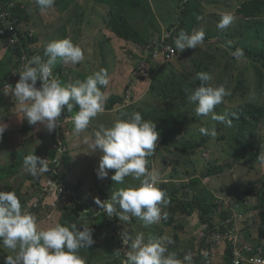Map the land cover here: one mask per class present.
Instances as JSON below:
<instances>
[{
  "label": "clouds",
  "instance_id": "9594fccd",
  "mask_svg": "<svg viewBox=\"0 0 264 264\" xmlns=\"http://www.w3.org/2000/svg\"><path fill=\"white\" fill-rule=\"evenodd\" d=\"M196 1L201 4V11L203 12L202 17H197L198 20H202L203 17L210 14L213 18L219 19L217 22L218 31H230L235 28L239 20L246 17L240 13L241 10H245L246 6L253 1L264 0H238L239 6L235 18L230 14L234 9H223L224 4L223 6L216 5L214 8H210L203 3L207 0ZM220 1L213 0V3ZM18 2L16 0H8L5 3L0 1V18L3 21V25L0 27V35L8 43V45H3V49L0 51L5 55H8L7 51L10 52V46L19 45L21 39L20 29L31 34L37 30V27L30 29L31 23L21 22V24H16L13 21L11 9ZM35 2L41 11H46L52 8L55 0H35ZM102 8L106 12L109 9L105 5H102ZM179 14L180 11L175 12L173 23L176 25L168 29L169 35L161 40V56L158 49V53L154 56L134 60L133 63L136 67L130 68L134 76L129 81V84L133 82V87L138 81V83H142L150 80L153 86L149 87V98L159 104L160 111L168 109L176 112L178 106H181L187 114V122L178 131L174 132V135L190 128L189 138L183 137L184 139L193 141L208 140L206 145L190 150V160L181 161L178 170L174 168L177 165L175 161L178 162L181 157L175 154L174 147L166 150L165 147H161V144H157L159 136L165 137L167 140L164 131L157 128L162 122L166 121V116L161 122L154 123L145 120L144 115L139 111L140 108H143V102L150 101V99L141 97L140 106H137L134 104L138 99L134 96L132 90L128 89L119 95H111V87H107L102 92L101 87L109 84L108 72L103 68L88 76L83 82L71 80L70 85L65 86L62 84L58 79L59 74L53 71L58 61L65 64H78L84 58L82 49L78 45H74L71 40H54L42 44L41 47L38 46L40 43L38 41L32 46L34 51L22 54L20 59L23 63L20 66L15 67L13 70L9 68L10 72L8 73H11L12 77L3 88L4 94H11L16 98L17 109L22 113L20 119H26L29 125L39 123L49 133H53V140L50 143L51 148L57 149L59 153L64 152L62 144L65 141H72V138L75 137L74 134L85 133L87 132L85 129L96 125L97 122H90L92 118L99 116L102 119L101 116H103L104 122H102V125L106 123L109 127H100L98 131L90 133V136L84 138V143L94 153L98 152L95 159L96 168L99 161L96 170L97 178H108L110 170L114 173L111 176L112 181L117 183L127 181L128 187L115 192L110 188L105 196L103 193H99L98 189L91 187L90 190L93 192L92 196L94 197L91 201L88 197L90 194L83 190L81 195L77 189L71 188L68 183L69 177H64L63 173L57 171L58 177L56 179L46 177L48 178L46 188L52 192L55 200L58 201L62 197L60 201L63 204V213L56 209L54 216L61 214L59 221L53 226L46 227L45 230H38L34 215L22 211L20 200L15 192L0 191V251L12 250L16 253L15 256H7L5 264H87V256L91 251L95 249L94 252L98 255L101 248L97 245L91 246L94 243H101L100 241L104 238L100 237L97 231L95 232L97 234L94 233L97 239L95 242L93 239L94 230L91 227L85 225L84 222L76 223L71 216L67 215L66 206L73 208L71 201L81 205L78 211L79 218L88 221L105 219L104 229L108 228V231L103 230L101 235L104 237L109 235V239L104 241L106 244L103 246L101 254L104 250L113 251L119 258L118 262L121 260L122 264H126V261L127 264H184V262L192 264V262L196 263L198 258H200V264H264V246H255L250 243L241 232L242 225L252 218L249 212L250 203L257 201L248 194L245 196L232 191L227 185L222 190H224V194L228 195V198L232 197L235 200L234 206L238 209L245 204L248 206L246 210L241 211H238V209H225L226 200L224 196L219 195L222 198L219 201L211 188L209 180L213 175L205 176L206 169H201L198 163L200 160H204L209 165L208 168L221 166L213 165L210 159V156L217 154L215 149L219 145L215 144L214 138L218 131H216V126H211L207 120L208 115L212 114L211 118L216 123L222 126L223 124L231 126V118L227 115L214 113L215 106L221 104L223 98L230 93L223 85L215 87L209 85L208 82L212 77L208 73H198L201 84L196 88L194 87L191 93L188 92L190 95L187 100L190 103L186 101L189 105L186 108L184 107L185 102H181L180 96L171 93L170 90L164 92L156 85L157 80L165 79L162 76L166 67L162 63L166 57L171 61L170 57L174 54V50H179V53L182 54L181 52H186L189 48L196 49L198 45L203 47L214 39L204 40L205 33L203 30H193L189 34L185 32V28L177 36L175 30L180 23H184L182 14ZM142 26H144L143 22ZM167 38L169 41L166 42ZM171 38L174 40V46L171 44ZM11 55L10 52L8 56ZM232 55L239 59L244 57V51L243 49H236ZM119 88H121L120 82L114 84L113 90ZM115 97L119 98L110 106L111 99ZM263 100L264 95L258 101L262 102ZM120 102H122V105L131 103L130 111L135 112L130 116L126 114L127 112L118 114L120 107L118 103ZM74 105L79 107V111L73 117L60 121L62 109L66 106L67 111L71 112ZM98 113L99 115H97ZM115 114H118V118L114 117ZM5 129L6 125H0V140L3 138ZM89 130L93 131L92 129ZM171 131L169 125L168 133H171ZM176 148L178 149V147ZM193 153L200 155L191 157ZM158 155L163 158L161 160L162 166L160 161H157ZM152 156H156L153 166L150 165V157ZM261 162L264 163V158H261ZM23 164L25 170L36 177L49 171L50 161L49 157L40 158L31 154L24 158ZM235 176L237 177V175ZM131 177L139 180V185L129 186ZM192 180H200L202 187L213 193L214 199L219 201V210L233 213L232 217L226 219L221 218V216L218 218L219 214L217 213L212 230H209L208 224L202 223L205 226L201 231L204 245L201 251L190 249L189 253L183 257L182 262L174 253H168L167 245L173 243L170 237L149 238L145 241L152 233H144L145 236L139 233L135 236L130 231L126 235L124 231L120 230L126 222H136V225L139 224L150 232L160 226H168L170 218L162 210L169 203L167 189H181ZM207 182L209 183L206 184ZM259 188L255 186V191ZM237 195L244 197V201L240 205ZM192 199L191 194L186 201ZM196 211L190 215H198L201 222L200 213H196ZM245 212L247 213L246 216H244ZM68 216L75 224L65 226L66 221L62 218L65 219ZM258 219L264 225L263 219L260 217ZM118 220L124 222L119 224ZM81 226L82 230L78 228ZM1 241L4 249L1 248ZM81 248H87L86 253L81 251ZM219 251L220 253H218ZM259 259L262 261L258 262Z\"/></svg>",
  "mask_w": 264,
  "mask_h": 264
},
{
  "label": "trees",
  "instance_id": "16d2710c",
  "mask_svg": "<svg viewBox=\"0 0 264 264\" xmlns=\"http://www.w3.org/2000/svg\"><path fill=\"white\" fill-rule=\"evenodd\" d=\"M0 1L5 3L8 0ZM71 1L72 0H55L51 8L54 10V14H47V16L41 17L42 22L49 24L48 27H37L36 32L33 34L20 29L21 39L18 46H10L9 51L12 54L11 56H8L10 54L8 51V55L2 54L0 51V86H4V84L8 82V75L10 74L8 72H10V69L13 70L23 63L20 59L22 54L24 52L34 51L32 49L33 44L38 41L49 43L54 40L69 39L67 16L70 14L63 12L66 10L71 12ZM171 1L174 5L172 7L173 9L169 8L167 0L165 2L161 0H95L98 10H104L102 5L108 6L109 8L105 21L101 20L100 22L91 19L93 10L92 7L90 8L89 3L85 4L81 13H79V11L71 12V15L77 16L78 21L81 23L78 27L76 24L74 25V35L71 41L74 45H78L82 49L84 58L77 64L78 67H70L80 68V70L75 72L79 81H85L88 76L93 75L103 68L108 72L109 84L101 87V91L103 92L104 88L111 87L117 78V72L114 69L115 67H111L108 57H111L113 61H124L123 56L128 52V49H124L126 46L132 45L131 52L133 53L139 51L137 52L139 58L156 55L158 49L159 51H161V49L159 41H154V36L157 34L156 28L160 30L161 27H156L154 29L152 26L158 21L162 26L160 20H163L164 25H167V27H169L170 24L174 25L175 12L178 13L180 11L184 22L179 24L178 28L175 30V34L178 36L183 28H185V32L191 34L192 31L195 30L194 23L199 21L197 17H202L203 15L201 4L196 0ZM22 3L23 1L18 2V4L11 9L13 21L16 24H21V22L27 19V22L31 23L33 21L34 25H36V21L40 17L33 20L32 15L27 13L29 4L21 8L20 6ZM37 8L41 10L38 5ZM240 13L246 17L239 20L234 29L213 33L208 29V31L205 32L204 40L215 37L224 42L220 44L209 43L207 49H200V45H198L196 49H187L192 54L189 62L185 61V64H183V80L178 77L173 79L172 75L177 72V68L169 63L162 76L165 77V79L157 80L156 85L164 92L170 90L171 93L180 96L181 102L184 103L189 99L190 93L188 92L196 85L197 80H199V78L197 79L198 73L206 72L212 77L208 82L209 85L214 87L223 85L230 93L223 98L221 104L215 106L214 113L227 115L231 118V126L225 124L222 126L216 123V121H213L211 118L212 114L208 115L207 121L211 126H216V131H218V133L224 129L232 130L231 137L228 134L218 135L217 133L214 138L215 144L219 145L222 140H227L228 146L225 147V151H227L233 161L238 164L231 165L232 167H237L239 172L237 177H235L237 178L235 179V187L238 189L237 192L245 196L248 194L257 201L250 203L249 212L251 217L256 215L264 221V163L261 162V158H264V139L259 132L260 122L263 121L264 123V100L262 102L258 101L264 95V22L259 20V16L264 13V1H253L246 6L245 10H241ZM136 14L140 16L139 22H134L132 20ZM99 16L101 15L99 14ZM141 22H143L144 26L139 25ZM256 22L262 23L263 29L258 27ZM2 25L3 21L2 18H0V27H2ZM85 25H88L89 28L94 25V28L97 30H101L104 26V29L100 31V35L91 43L89 39L83 41L76 40L84 30ZM167 41H169L168 38L166 39V42ZM170 41H172L171 44L174 46V40L171 38ZM97 44L100 46L99 53H101V55L98 54L96 48ZM3 45H8V43L6 39L0 35V50L3 49ZM137 45L143 49H140ZM236 49H243L244 57L239 59L235 58L232 53ZM121 50L123 52H121ZM178 61H180V56ZM70 68L67 64L59 61L55 68H53L54 73L57 72L59 74L58 79L65 86L71 84L70 81L67 83ZM118 98L119 97H115L111 99L110 106ZM234 98L238 99V105L222 109V106L225 107L228 101H232ZM7 102L8 99H6L4 91H0V116H2L3 111H5V118L11 116L19 118L20 122L23 124L21 127L22 131H27L30 128L32 131L38 126L39 123H37L35 127L29 125L26 119H20L22 117V113L20 112H9L7 110L9 108ZM142 107L143 108H140L139 111L144 115V119L154 123L161 122L165 118L166 111L168 110L165 109L160 111L159 104L156 101H151V99L150 101H144ZM78 111L79 107L77 105H74L71 112H68L65 106V108L62 109V115L59 120L63 121L66 118H71ZM176 113H180V118L182 119V122L180 121L178 124L180 129L186 124L187 117L186 115L183 117L185 112L181 106H178ZM97 115H99V113ZM169 115L172 116L173 114L169 113ZM0 120L3 119L0 118ZM2 122L3 123H0V125L4 124L7 128L8 124L6 119ZM89 129H92L93 133L96 131L92 127H88L85 129L87 130V134L89 133ZM8 136V131L5 129L3 138L0 140V156L5 158L9 156L11 162L0 165V191H13L17 194L22 206V211L31 213L36 217L38 230L46 229V227H43V222L44 220H51L56 209L63 213V204L62 201H60L62 197H60L58 201L55 200L52 192L48 191L46 188V180L48 179L46 177H53L56 179L58 177L56 173L60 171L64 174V177H69L68 183L71 188L77 189L82 195V188H85L84 184H86L84 175L79 174L75 176L74 173L78 156L81 157L79 160L84 161L82 170H85L88 175L90 173L87 171L90 170L91 174H93V189H98L99 193H103L104 196L106 192L110 190L108 181L97 178V168L95 166L97 153H94L84 142L80 145L79 151H73L74 143L72 141H65L62 144L64 152L59 153L57 149L51 148L50 143L53 140V133H49L47 130H41L37 138L28 137L26 145L24 146L23 143V145L18 148L19 150L15 151L7 147L8 144L11 145V143H8ZM207 141V139L193 141L181 137L176 143L179 144V150L182 153L189 155L190 150H194L201 145H206ZM23 148H25L24 154L22 153ZM88 150L90 151V155L86 157L88 159L86 160L85 155H88V153L85 152ZM31 154L40 158L49 157L50 164L47 173L40 174L36 177H33L30 173L25 171V177L31 180L32 186V191H28L25 198L20 193L22 184L17 185L15 180V176L19 173L16 166L23 163L24 158ZM73 156L75 160H73ZM70 159L72 160L71 162ZM69 163L73 164V168H70ZM239 167H241V169H239ZM224 168L223 165L219 167H210L206 169L205 176L217 175L223 172ZM70 176L75 177L71 178ZM139 183V180L131 177L129 186H137ZM255 186H257V188L260 187L259 190L255 191ZM87 187L92 189L89 185ZM167 192L169 194L167 195L169 203L167 206H164L162 210L167 213V216L170 218V223L175 222V214L179 211L190 215L197 210L201 216V223L208 224L209 230H212L213 221L217 213L223 219L232 217L233 215L232 212L219 210V201L214 199L211 191L202 187L200 180H192L181 189L168 188ZM191 194L193 199L186 201L187 197H190ZM71 202L73 208L66 206L67 215L71 216L72 220L76 223H86L88 220L79 218L78 211L81 205L74 201ZM247 206V204L240 206L238 211L246 210ZM246 215L247 213L245 212L244 216ZM117 218L119 219L118 216ZM117 222L120 224L124 221L118 220ZM135 223L136 222H131L132 225H130V229H132L133 226L137 227L139 225ZM241 232L249 235L247 239L250 243L255 246H264V225L259 219L244 223ZM139 233L145 236L142 231H139L137 234ZM102 238L104 239L100 241L101 243H94L91 246L97 245L101 249L98 255L94 252L95 249L88 254L87 264H98L96 260L100 259L103 246L106 244L104 241L108 240L109 236L105 235V237ZM1 248L4 249L2 241ZM201 250L199 249V251ZM5 252L10 254L11 250ZM103 253L109 255L111 264L119 263L118 259L113 256V251L108 252L104 250ZM218 253H220V251ZM192 264H200V258L197 259L196 263L192 262Z\"/></svg>",
  "mask_w": 264,
  "mask_h": 264
},
{
  "label": "rangeland",
  "instance_id": "374dc122",
  "mask_svg": "<svg viewBox=\"0 0 264 264\" xmlns=\"http://www.w3.org/2000/svg\"><path fill=\"white\" fill-rule=\"evenodd\" d=\"M18 1H23V4L20 6L21 8H23L24 5L29 4L27 11H28L29 15H32L33 20L40 17L36 21V25H34L33 21L31 22V25L29 26L30 29H35L36 27L46 28L49 26L48 23L42 22L41 17L47 16V14H54L53 9H49L46 11L38 10L37 3L35 2V0H16V2H18ZM161 1L165 2L166 0H161ZM94 2H95V0H72L70 2L71 12L79 11V13H81L83 10V7L85 6L86 3H89L90 8H91V5ZM167 2L169 4V8L173 9L172 7L174 5H173L172 1L167 0ZM8 3H10V2H8ZM203 3L206 4L207 6H209L210 8H214L216 5L223 6V4H224L223 9H234L232 11V13H230L234 16V18L237 15V7L239 6L238 0H221L220 2H216V3H213V0H207V2L203 1ZM92 10H93L92 11L93 15H92L91 19H93L94 21H99V22L101 20L105 21V17L107 14L106 11L97 10L95 4H93ZM95 10L102 17L99 16V14ZM71 12H69L67 10L63 12L66 14H70L67 16V18H68L67 26L69 28V34H68L69 40H71L73 35H74V33H73L74 25L76 24L77 27L81 25L80 21H78V17L71 15ZM8 13H9V11H8ZM132 20L134 22H139L140 21L139 14H136ZM259 20L264 22V13L259 16ZM218 21H219L218 18H213L209 14L206 17H203L202 20H199L198 22L194 23L195 30H197V31L203 30L205 33L206 31H208V29H211L212 33L217 32L218 31V28H217V22ZM24 22L29 24V22H27L26 20ZM160 23L162 24V26L159 24V21L155 22V25L152 26V28H154V29L156 27H161L160 30L158 28H156L157 34L154 36V41L155 42L159 41V43H161V40L164 37L169 35L168 29H171L176 25V24H174V25L170 24V26L167 27V25H164L163 20H160ZM256 23H257L258 27L263 29L262 23H259V22H256ZM104 24H105V22H104ZM139 25L142 26V22ZM234 25H235V22H234ZM103 29H104V26L101 30H103ZM101 30L95 29L94 25L90 26V28L88 25L87 26L85 25L84 30L81 32L80 36L76 38V40L83 41L85 39H89V41L91 43L94 39H96L97 36L100 35ZM152 32H153V29H152ZM213 38L214 39L210 40L207 43V45L209 43L220 44V43L224 42V41L219 40L215 37H213ZM44 43L45 42H40L38 44V46L41 47L42 44H44ZM207 45H204L200 49H206ZM131 46L132 45H129V46H126L124 48V49H128V52H126V54L123 56L124 61H118L117 62V61H113L111 57H108L110 64H111V67H115L114 69L117 72V78H116L114 84L116 85V83L120 82V85H121V88L113 90V88H114V84H113L111 86V95H119L120 93L126 92L128 89L132 90L134 93V96L138 99L134 105L140 106L141 97L150 99L149 98V96H150L149 95V87H152L153 83L152 82L150 83V80H148V81H143L142 83H138L139 82L138 81L133 87H132V84H129V81L134 76V74L132 73L130 68L136 67V65L133 63V61L136 60L137 58H139V54L137 53L139 51H137L135 53L131 52ZM137 46L139 47V45H137ZM146 46H148V45H146ZM96 48L98 50V54L101 55V53H99L100 46L98 44L96 45ZM139 48L143 49L141 47H139ZM171 49H173V48H171ZM178 51L179 50H174V54L171 55V57H170L171 61H169L168 60L169 58L166 57V59L163 61L162 65L164 67H167L169 65V63L174 65L177 68V72L172 75L173 79L178 77L179 79L183 80L184 79V76L182 74L183 64H185V61L189 62V60L191 59L190 57H191L192 53H190V51H186V52H181L182 54H179ZM121 52H123V51L121 50ZM194 52H196V51H194ZM161 54H162V51H159L160 56H161ZM179 56H180V61H178ZM67 65L69 66V68L72 66H77V64H72V63H67ZM77 70H80V68H75V67L70 68V72H69V76H68V83L71 80L72 81H75V80L79 81V78L75 74V72H77ZM120 75H122V76H120ZM11 77H12V74L10 73L8 75V80L11 79ZM197 78H198V76H197ZM200 84H201L200 81L197 80L196 85L194 87L196 88ZM5 85L6 84H4V86ZM4 86H0V91H3ZM194 87H192V89L189 91L190 93L193 91ZM6 99H8L7 105L9 106V108L7 110L9 112H12V113H14V112L18 113L19 111L17 109L16 98L13 97L11 94H9V95H6ZM188 103H190V102L188 101ZM238 104H239L238 99L234 98L232 101L229 100L225 107L222 106V109L231 108V107H234ZM118 106H120L118 109V114H122V113L127 112L126 114L128 116H130V115H132V113L135 112V111H130L131 103H128L127 105H122V102H120V103H118ZM188 106L189 105L187 104V102H185L184 107L187 108ZM169 113H172L173 116H170ZM5 114H6V112L3 111V115L0 116V118H2L3 120L6 119L7 124H8V126L6 128L8 131V135H9L8 136V143H11V145L10 144L7 145V147L9 149H13L15 151L19 150L18 148L21 147L23 145V143H24V146L26 145L28 137L35 139L39 136V133L41 130H46L42 125L38 124L37 127L35 125H33L36 128L32 131L30 130L31 128L27 131H22L21 127L23 124L20 122L19 118H17L16 116H11L9 118H5L6 117ZM118 114H115L114 117L118 118ZM185 115L187 116V114L185 113V114H183V117ZM101 117H102V119H99L98 117H94L90 120V122H97L95 126H92V128L95 129L96 131H98L99 129H97V128H100V127H104V128L109 127V125H107L106 123H104L102 125V122H104V119H103L104 117L103 116H101ZM3 120H0L1 124L3 123L2 122ZM180 121L182 122V119L180 118V113H176V112H173L171 110H167L166 111V121L164 123L162 122L157 127V128L162 129L164 131V135L167 136V140L165 137L159 136L158 140H157V144H161V147H165L166 150L167 149L169 150V149L174 147L175 154L179 155L182 159V160L179 159V161L177 162V160L175 158V160H176L175 163H177V165L174 168H176L177 170L180 168V162L181 161L185 162V161L190 160V156L185 154V153H182L179 150L180 149L179 144L178 143L176 144V142L181 137L189 138L190 131H191L190 128H187L184 131L180 132L179 134L174 135L175 134L174 132L179 130L178 124L180 123ZM169 125H170V128L172 130L171 133H168ZM182 129H184V128H182ZM88 132H89L88 134H87V132H85V133L81 132L80 134H74L75 137L72 138V142L74 143L73 151H79L80 145L83 144V142H84V138L86 136H90L91 135L90 133H93V131H91V130H88ZM259 132L261 134V137L264 139V123H263V121L260 122ZM223 134H228L231 137L232 136V130L224 129V130L219 132V135H223ZM175 145H176V147H178V149L175 147ZM227 146H228L227 140H222L219 143L218 148L215 149V150H217V154L215 156H210V159L212 160L211 162L213 163V165L214 164L223 165L225 168H224L223 172L212 176L210 178L209 182H210L211 188L213 190V193L216 195V197L218 198L219 201H221V199H222L219 197V195L222 194L224 196V198L226 200V202L224 204V208L234 210V209H238V207L234 206L235 200L232 197L228 198V195L224 194L222 191V189L224 187H226L227 185H229V188L232 191L237 192V190H238L235 187L236 186L235 179H237V178H234V177H236L235 175L239 174L238 168L231 166V165H238V164L236 162H234L232 157L230 156V154L227 151H225V147H227ZM24 152H25V148L22 149L23 154H24ZM199 152H201V151H199ZM85 153H88V155H85V158L89 157L90 151L88 150ZM95 153L98 154V152H95ZM170 155H172V154H170ZM198 155H200V154L193 153L191 157H197ZM202 155H203V152H202ZM80 156H83V155H80ZM155 157L156 156L150 157V165L151 166H153V161H154ZM79 159H81V157L78 156V161H77V164L75 165L74 173H75V176L79 175V174L84 175L86 184H84L85 188L83 187L82 191L84 190L86 193L90 194L88 197L92 201V199L94 198L92 196L93 192L87 186L89 185L92 187V185L94 184L93 174H91L90 170L87 171L88 173H90L89 175L85 172V170H82L83 169L82 164L84 163V161H81ZM162 159L163 158L160 155H158L157 161L158 162L160 161L161 166H162V164H161ZM73 160H75L74 156H73ZM86 160H88V159L86 158ZM99 160H100V157H99ZM71 161L72 160L70 159V162ZM9 162H11L9 156H7L6 158L0 156V165H5ZM198 163H199V165H200L199 167H201V169L202 168L207 169L209 166L207 164V162L204 160H200ZM69 166H70V168L71 167L73 168L72 163H69ZM98 166H99V161L97 162V169H98ZM16 169L19 170V173L15 176L16 183H17V185L22 184V188H21L20 193L22 196H24L26 198L27 192L32 191L31 180L30 179L28 180V178L25 177V171L26 170L24 168L23 163L16 166ZM239 169H241V167H239ZM113 174L114 173L110 172V170H109L108 178L102 179V180H106L109 182L110 188H112L113 192H115L121 188H127L128 187L127 181H124L123 183H117V182L112 181L111 176ZM70 177L74 178L73 176H70ZM233 178H234V180H233ZM125 180H127V179L125 178ZM209 182H207L206 184H208ZM234 196H236V195H234ZM237 196L239 197V205H240L244 201L243 200L244 197L239 196V195H237ZM197 212L198 211H196V213ZM64 213H66V212L64 211ZM60 215L53 216L52 220H44L43 227L55 225L59 221V219L61 217ZM74 215H75V213H74ZM219 217H220V215H218V218ZM62 219L66 221L65 226H70L72 224H75L73 221H71L69 219V216L65 219L64 218H62ZM257 219H258V217L256 215H254L251 218V220H257ZM85 225L91 227L94 230L93 231V239L95 240V242L97 241L96 237L94 236L95 232L98 231L99 236L104 237L101 235L103 230L108 231V228L104 229V227L106 225L104 218L87 221ZM130 225H132V224L129 222H126L122 225L120 230L124 231L126 235L129 231L132 235H136L139 231H142L145 234L152 233L151 236L147 237L145 241H147L149 238H159L162 236L170 237L172 239L173 243L167 245L168 253H174L176 255V257L178 259H180L182 262H183V257L189 253L190 249H200L201 250L204 247L203 242H202V238H201V231L204 229L203 227L205 225L200 222L199 217L196 214L194 216H191L189 214H185V213L179 211L178 213L175 214V222L174 223H170L168 226H166V225L160 226V227H158V229H155L154 231L151 230V232L148 231L147 229H145L144 227H142L141 225H138L137 227L133 226V228L130 229ZM78 228H80L82 230V226L78 227ZM95 234H97V233H95ZM243 235L246 236L247 238H249L248 237L249 235H246L244 233H243ZM80 250L86 253L87 248H81ZM15 254L16 253L12 250H11L10 254L6 253L5 251H0V264H5V258L9 255L15 256ZM77 254H79V252H77ZM113 256L115 258L119 259L117 254L114 252H113ZM96 262H98V264H111V262L109 260V255L107 253H102L101 258L99 260L97 259ZM118 264H122L121 260H119ZM184 264H186V262H184Z\"/></svg>",
  "mask_w": 264,
  "mask_h": 264
},
{
  "label": "built area",
  "instance_id": "2783aa9c",
  "mask_svg": "<svg viewBox=\"0 0 264 264\" xmlns=\"http://www.w3.org/2000/svg\"><path fill=\"white\" fill-rule=\"evenodd\" d=\"M261 261H262V260H260V259L258 260V262H261Z\"/></svg>",
  "mask_w": 264,
  "mask_h": 264
},
{
  "label": "crops",
  "instance_id": "0c3cea01",
  "mask_svg": "<svg viewBox=\"0 0 264 264\" xmlns=\"http://www.w3.org/2000/svg\"><path fill=\"white\" fill-rule=\"evenodd\" d=\"M99 117V116H98Z\"/></svg>",
  "mask_w": 264,
  "mask_h": 264
}]
</instances>
